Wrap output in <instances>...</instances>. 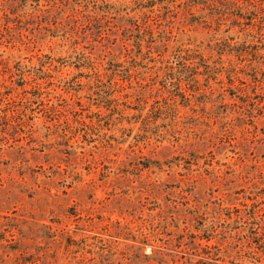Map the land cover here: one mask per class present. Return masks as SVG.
I'll return each mask as SVG.
<instances>
[{"label": "rangeland", "instance_id": "obj_1", "mask_svg": "<svg viewBox=\"0 0 264 264\" xmlns=\"http://www.w3.org/2000/svg\"><path fill=\"white\" fill-rule=\"evenodd\" d=\"M0 264H264V0H0Z\"/></svg>", "mask_w": 264, "mask_h": 264}]
</instances>
